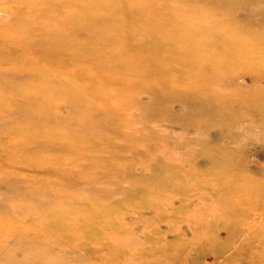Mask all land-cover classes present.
<instances>
[{"label":"rangeland","instance_id":"1","mask_svg":"<svg viewBox=\"0 0 264 264\" xmlns=\"http://www.w3.org/2000/svg\"><path fill=\"white\" fill-rule=\"evenodd\" d=\"M92 1L0 0V264H264V0Z\"/></svg>","mask_w":264,"mask_h":264},{"label":"bare ground","instance_id":"2","mask_svg":"<svg viewBox=\"0 0 264 264\" xmlns=\"http://www.w3.org/2000/svg\"><path fill=\"white\" fill-rule=\"evenodd\" d=\"M55 1H57V0H55ZM96 3H98L97 4V8H101V9H105L107 6H108V4H109V0H93L92 1V4L93 5H95ZM84 23L86 24V21H84ZM198 24V23H197ZM84 25V24H83ZM191 25V24H190ZM85 26V25H84ZM84 26H82V27H84ZM185 26V25H184ZM86 30H89V29H86ZM45 39V38H44ZM49 39V38H48ZM47 39V40H48ZM98 39H100V38H98ZM97 39V40H98ZM100 41V40H99ZM94 73V72H93ZM96 74V73H95ZM94 75V74H93ZM93 77V76H92ZM98 78H99V76H98ZM8 79L9 80H11L12 81V79L14 80V78H12V77H10V76H8ZM8 79L7 78H0V81L1 82H7L8 81ZM65 80V79H64ZM84 82V81H83ZM94 83V82H93ZM95 83H98V82H95ZM93 85V84H92ZM95 86V85H94ZM69 87V86H68ZM95 88V87H94ZM76 90V89H75ZM47 92V91H46ZM65 92H66V90H65ZM44 96H46V95H44ZM44 96H42L43 98H44ZM50 96V95H49ZM41 97V98H42ZM47 97V96H46ZM3 100V99H2ZM76 101L78 102V103H81L80 101H79V98L78 97H76ZM95 102V101H94ZM86 103V102H85ZM84 103V104H85ZM90 103V102H89ZM124 105V104H123ZM39 109H40V107H39ZM45 109V108H44ZM96 109V108H95ZM98 109V108H97ZM47 111V110H46ZM49 111H51L50 109H49ZM48 111V112H49ZM53 111V110H52ZM41 112V111H40ZM57 112V111H56ZM47 113V112H46ZM52 113V112H51ZM115 119V118H114ZM57 122V120H55L54 121V124ZM103 124V123H102ZM76 125V124H75ZM104 125V124H103ZM108 129V128H107ZM112 130V129H111ZM115 131V130H114ZM111 132V131H110ZM51 134V133H50ZM55 135H56V133H55ZM54 136V135H53ZM58 136V135H57ZM124 137H126V136H129V135H123ZM53 138V137H52ZM62 138V137H61ZM78 138H80V137H78ZM54 139H56V140H58V137H54ZM65 139V138H64ZM74 140V139H73ZM88 141H89V139H88ZM68 142L69 143H71L70 141H69V139H68ZM89 142H91V141H89ZM55 143H61V140H58V142H55ZM78 142H76L75 144H77ZM66 144V143H65ZM59 150H61L62 151V149H59ZM252 204V203H251ZM255 238V237H254Z\"/></svg>","mask_w":264,"mask_h":264}]
</instances>
